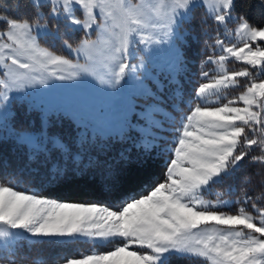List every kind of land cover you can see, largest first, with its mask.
I'll list each match as a JSON object with an SVG mask.
<instances>
[{
  "label": "snow or ice",
  "instance_id": "6c2138e0",
  "mask_svg": "<svg viewBox=\"0 0 264 264\" xmlns=\"http://www.w3.org/2000/svg\"><path fill=\"white\" fill-rule=\"evenodd\" d=\"M12 7L18 15L0 12V145L12 142L29 160L39 156L42 166L30 170L37 177L57 159L56 180L104 177L102 194L111 203L48 198L0 181V261L16 264L27 241L93 246L63 264H173L186 257L264 264V207L247 194L205 199L217 185L234 192L247 165L264 166V20L251 21L241 0H13ZM209 19L210 47L222 53L201 62L219 66L211 76L193 73L188 55L199 40L197 24ZM231 23H238V43L221 33ZM76 32L83 36L73 47L65 37ZM56 41L69 55L44 46ZM154 52L165 54L163 80L148 71ZM229 58L247 67L229 71ZM240 78H247L243 90L229 98L226 90ZM57 85L71 87L54 100L35 95ZM133 97L152 103L136 113ZM33 111L39 129L34 121L18 129L20 114ZM65 123L67 133L49 131ZM159 164L163 178L148 186L141 176ZM137 182L143 190L133 194ZM234 203L241 206L223 210Z\"/></svg>",
  "mask_w": 264,
  "mask_h": 264
},
{
  "label": "trees",
  "instance_id": "16d2710c",
  "mask_svg": "<svg viewBox=\"0 0 264 264\" xmlns=\"http://www.w3.org/2000/svg\"><path fill=\"white\" fill-rule=\"evenodd\" d=\"M13 0H0V12L8 13L10 15H18V13L12 7ZM250 4V7L247 5ZM241 6L247 11L248 18L253 22H260L264 20V6L261 5L260 0H241ZM203 15V11H201ZM186 27H189L186 25ZM201 27L207 29L212 35L213 39L205 36ZM215 25L209 19L206 25L197 24L195 35L199 37L197 43L193 44L192 49L189 51V58L194 60L192 65L193 73H199L201 62L205 60V57L212 54L210 45H213L215 37ZM63 26L61 32H63ZM82 32L69 33L65 38L73 46L79 42L82 38ZM50 46L57 53H66L62 43L59 41L49 42L45 44ZM29 121L35 122V128L39 129L40 126V113L33 111L29 115L20 114L17 120V128H28ZM69 125L64 124L63 127L50 128V132L67 133L69 131ZM253 155H261L259 151H254ZM28 153L23 148H17L12 142L0 145V181L5 183L11 181L16 184L20 190L27 189L30 192H34L38 195L46 196L48 198L66 200L71 202L80 203H111V198L103 195L105 191L106 179L102 176L96 175H82L77 173L76 175H69L66 179L56 180L54 179L55 173L52 170V165L60 167L61 162L57 159L49 162V167L46 169V175L42 174L37 177L31 173V169L41 165V158L38 156L36 159L29 160ZM115 155V153H112ZM86 163V161H85ZM23 169V170H22ZM163 165L153 166L148 173L141 176V180H146L148 186L153 185L158 180L163 178L162 175ZM240 179L236 181V190L229 192L227 185H219L225 189L226 194H232L234 196L243 197L245 194L252 197L253 202L257 204V207H264V166L258 164H249L239 174ZM249 176L250 181L244 183L243 177ZM53 178V179H49ZM131 192L133 194L142 191L139 183H133L131 186ZM91 244L87 242H73L63 245L53 244H38L30 245L27 241L24 242V247L21 253L15 257L16 263L19 264H57L63 262L65 256L76 257L80 253H88L91 251ZM6 260L7 259H3ZM173 264H201V261L196 258H175Z\"/></svg>",
  "mask_w": 264,
  "mask_h": 264
},
{
  "label": "rangeland",
  "instance_id": "374dc122",
  "mask_svg": "<svg viewBox=\"0 0 264 264\" xmlns=\"http://www.w3.org/2000/svg\"><path fill=\"white\" fill-rule=\"evenodd\" d=\"M138 2V0H133V3ZM238 26V23H231L228 25V29H229V33L228 34H224V30L221 29V33L223 35V38H225L226 42H232V43H238V41L234 38V30L235 28ZM95 38V36H93V39ZM214 42V40H213ZM46 46V45H44ZM48 47V46H46ZM75 47V46H73ZM64 48V47H63ZM212 49V54L214 57L218 56L220 54H222L218 49ZM54 50V49H52ZM55 51V50H54ZM56 52V51H55ZM57 53V52H56ZM59 54V53H57ZM60 55H69V53H60ZM165 54L163 52H154L151 57H150V61H149V68L148 71L151 73H153V75L155 76H159L162 80L165 78L166 76V72H165ZM218 65L214 64V63H203V65L201 66V70L203 71H209L210 76L211 75H216L218 74L217 69H218ZM225 67L229 70V71H239L241 70L243 67H247V65L243 64L242 62L236 61L234 58H229L226 62H225ZM200 70V71H201ZM250 70H252L250 68ZM247 82V78H240V85L232 88V89H228L226 90L229 98H231L232 96L237 95L240 91L243 90V85ZM149 84H151V81H148ZM71 86L68 85H57L54 86L52 89L49 90H39L35 93V95L37 96L38 99L41 100H54L55 98H57L58 96L64 94L65 92H67L69 90ZM89 87H91V85H89ZM153 90H155V85H152ZM137 107H136V113H140L141 111H143L148 104L152 103L151 99H145L143 97H133ZM186 110V109H185ZM159 118V117H157ZM137 123H140L141 126H145L143 120L141 117L137 116L136 121ZM141 132L147 133L149 131V129L147 128H140L139 129ZM218 193H223V195L220 197L221 199H225V200H236L237 198H239L238 196H234L232 194H226L225 193V189L221 188L219 185H217L215 188H213L209 193L205 194V199L208 200H216L217 199V194ZM240 204H232L230 208H225L223 210L225 211H235L238 207H240ZM244 207H246L249 211H252L250 204H244ZM253 214L255 215L256 213L253 212ZM91 248H93V246L91 245ZM92 250V249H91ZM98 251H103L106 249L103 248H98ZM91 251H89L88 253L85 254H89ZM0 264H8V261L6 260H2L0 261ZM19 264V263H16ZM33 264H41V263H33ZM57 264H63V262L57 263Z\"/></svg>",
  "mask_w": 264,
  "mask_h": 264
}]
</instances>
